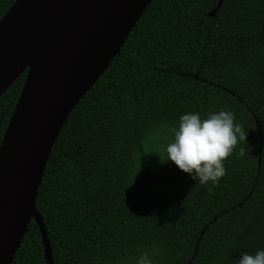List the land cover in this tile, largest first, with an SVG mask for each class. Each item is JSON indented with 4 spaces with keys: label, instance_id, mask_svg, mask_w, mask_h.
Returning a JSON list of instances; mask_svg holds the SVG:
<instances>
[{
    "label": "trees",
    "instance_id": "16d2710c",
    "mask_svg": "<svg viewBox=\"0 0 264 264\" xmlns=\"http://www.w3.org/2000/svg\"><path fill=\"white\" fill-rule=\"evenodd\" d=\"M154 0L69 116L36 205L54 264H236L264 249V0ZM16 0H0V20ZM28 69L0 97V145ZM229 110L243 138L218 183L166 158L185 112ZM12 264H47L31 220Z\"/></svg>",
    "mask_w": 264,
    "mask_h": 264
},
{
    "label": "water",
    "instance_id": "95a60500",
    "mask_svg": "<svg viewBox=\"0 0 264 264\" xmlns=\"http://www.w3.org/2000/svg\"><path fill=\"white\" fill-rule=\"evenodd\" d=\"M153 1L16 0L0 20V97L28 69L0 145V264L13 263L33 219L47 264H54L36 205L51 151ZM38 18L32 59L21 69Z\"/></svg>",
    "mask_w": 264,
    "mask_h": 264
},
{
    "label": "clouds",
    "instance_id": "9594fccd",
    "mask_svg": "<svg viewBox=\"0 0 264 264\" xmlns=\"http://www.w3.org/2000/svg\"><path fill=\"white\" fill-rule=\"evenodd\" d=\"M165 145L166 161L200 183H218L225 176L224 161L233 153L238 139L243 138L234 114L220 109L201 118L199 112H185L178 123L169 126ZM154 253L142 251L132 264H155ZM236 264H264V249L254 254L242 252Z\"/></svg>",
    "mask_w": 264,
    "mask_h": 264
},
{
    "label": "bare ground",
    "instance_id": "6f19581e",
    "mask_svg": "<svg viewBox=\"0 0 264 264\" xmlns=\"http://www.w3.org/2000/svg\"><path fill=\"white\" fill-rule=\"evenodd\" d=\"M38 25H39V18L37 19L36 23H35V27H34V34H32V36H30V38L27 41V44L25 46V51H24V55L22 57V61H21V69L28 65L32 59V54H33V49H34V45H35V41H36V35H37V31H38Z\"/></svg>",
    "mask_w": 264,
    "mask_h": 264
}]
</instances>
